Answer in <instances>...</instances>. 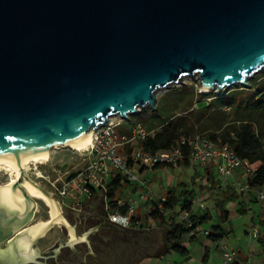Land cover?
<instances>
[{
  "label": "water",
  "instance_id": "obj_1",
  "mask_svg": "<svg viewBox=\"0 0 264 264\" xmlns=\"http://www.w3.org/2000/svg\"><path fill=\"white\" fill-rule=\"evenodd\" d=\"M264 69V0H0V159L20 173L22 208L0 204V264H24L37 199L21 160L86 141L112 115L156 108L155 92L197 74L204 90L249 85ZM110 229L134 231L108 221ZM31 246V245H30ZM3 249V248H1ZM7 254V257L5 256Z\"/></svg>",
  "mask_w": 264,
  "mask_h": 264
},
{
  "label": "trees",
  "instance_id": "obj_2",
  "mask_svg": "<svg viewBox=\"0 0 264 264\" xmlns=\"http://www.w3.org/2000/svg\"><path fill=\"white\" fill-rule=\"evenodd\" d=\"M210 96L211 99L207 100L204 105H195L190 110L193 104L191 96L183 95L179 100H183L184 109L183 112L178 114L173 113L161 117L155 114V109H152V115L141 120L143 122L137 121L141 122L149 131V135L143 142L144 147L152 152L175 148L182 146V139L201 133L220 145L231 147L241 158L248 159L254 172L247 176V183L252 188L263 186L264 84L257 86L256 79L251 78L248 86L240 84L224 92L213 93ZM201 97L204 98V94H201ZM204 99L206 100V98ZM226 107L229 108L226 109ZM132 119H134V116H131L128 121L130 122ZM132 147L133 143L127 144L126 150L128 153L131 152ZM183 149L186 154L188 146L183 145ZM127 160L129 163L133 162L130 157ZM178 165L190 164L186 158H183ZM207 169L209 176L206 180L213 188L216 180L212 176L211 167H207ZM181 184L183 186L179 187ZM178 185L170 186L164 192L162 196H165V200H162L161 196L158 199L148 198L146 204L150 205V210L144 213L138 211L135 217L141 220V227L155 222L163 229L165 232V250H163V253L174 251L187 256L189 250L184 243L193 241L197 238V234L190 233L191 228L187 226V220L180 219L179 214L187 211L192 222L195 221L196 224H201L208 221L210 211L195 212L196 189L188 182H181ZM126 186H131L133 191L137 190V186L125 175L113 173L108 184L109 198L113 199L123 195ZM240 195V191L228 187L221 190L218 197L214 199L218 219L217 223L211 225L207 235V238L211 241L218 242L231 233V229H227L223 225L230 217V210L227 209L226 204L237 199ZM237 211L244 213L245 208L239 205ZM262 224H264V220ZM257 238L264 248V232L258 235ZM161 253L156 255L159 256Z\"/></svg>",
  "mask_w": 264,
  "mask_h": 264
},
{
  "label": "built area",
  "instance_id": "obj_3",
  "mask_svg": "<svg viewBox=\"0 0 264 264\" xmlns=\"http://www.w3.org/2000/svg\"><path fill=\"white\" fill-rule=\"evenodd\" d=\"M124 118L129 120V117ZM118 126L119 124L110 119L94 129L91 144L83 150L88 152L89 160L79 169L66 171L63 177L58 178L57 183L50 181L57 195L54 196L61 207L82 211L96 201L101 204L102 211L110 222L121 227H137L139 220L135 216L138 204L145 200L147 195L145 190L148 186L147 179L143 174L146 168L163 164L178 165L180 160L186 158L191 166H207L214 162L223 179L233 175L237 169H243L248 175L254 172L248 159L241 158L231 147L220 145L204 134L199 133L182 139V146L152 152L143 145L149 131L141 122H135L124 130H119ZM129 143H133L130 153L126 150ZM183 145L188 146L186 154ZM128 157L132 159V163L128 162ZM113 173L125 175L138 186L139 200L124 195L109 198L108 184ZM233 185L242 191L250 189L247 182ZM258 196L264 198V192L260 191ZM161 199L165 200V196H161ZM179 218L187 220L191 234L198 232L205 236L209 234V229H202L200 224L189 219V212H181ZM252 235L257 237L258 229H253ZM220 249L222 252L220 264H230L237 259L236 249L223 243H220Z\"/></svg>",
  "mask_w": 264,
  "mask_h": 264
},
{
  "label": "rangeland",
  "instance_id": "obj_4",
  "mask_svg": "<svg viewBox=\"0 0 264 264\" xmlns=\"http://www.w3.org/2000/svg\"><path fill=\"white\" fill-rule=\"evenodd\" d=\"M251 78L256 79L257 86L264 84V69H260L256 71L254 74L250 76L248 81H250ZM181 81L182 82L171 84L166 88L156 90L155 114L164 117L167 116L168 114H173V113L178 114L183 112L184 109L182 102L183 100H179V99L183 97V95L185 94L191 96L193 104L190 107V110H192L195 107V105L202 106L205 104L207 100H210L211 94L223 92V89L220 92L215 91V89H211V90L202 89L201 80L197 74L183 76L181 78ZM238 85L240 84L237 83L233 84L229 86L227 89H230L231 87ZM201 94H204V98H206V100L203 97H201ZM178 102L181 104L180 106L178 105L179 104ZM152 113H153L152 107L151 105L148 104L140 108L138 112L130 113L127 117L130 118L131 116H134V119H132V121L130 122L126 120L127 118H124L118 114L110 116V119H112V121L119 124L118 126L119 130H124L127 129L131 124L137 121L144 120L148 116L152 115ZM49 153H50V157L47 161L37 163L36 165L31 164L30 169L26 170L25 172L27 176H29L32 180L36 181L41 186L48 189L52 194L54 193L53 195H55L56 193L54 192V187L52 183H50V181L57 183L58 178L63 177L66 174V171L69 170L74 171L76 169L83 167V165L89 160V155L87 151L75 150L71 147L63 146V145L58 146L56 148L55 147L50 148ZM193 171H194V167L192 166L185 167L182 165L180 167H174V168H169V167H160L157 169L147 168L144 175L146 176V179L148 180V183L150 184L153 191L150 192L149 195H146V198L158 199L160 195L162 193L164 194V192L170 186H177L179 183L185 181L192 184V187L194 188L195 187L201 188L202 185L197 186L198 185L197 178L194 179L193 183L190 180V176L192 175ZM40 174L45 177L41 176ZM11 175L12 174H10V172H7L6 169H0V186L10 182L12 177ZM182 186L183 185L181 184L179 187ZM202 192H204V190H202ZM123 195L132 196L133 198L139 200L140 190L133 191L131 186H126L124 188ZM198 203H199V199L197 198V200L194 203V206L198 207ZM199 205L201 206L200 203ZM259 205L260 204L257 203L258 207ZM46 208L47 207L45 202H43L42 200H38L39 210L36 212L34 219L28 224L29 229L31 227L33 228L34 225H37L43 220L48 221L49 216L46 214ZM206 208H207L206 210H208L210 206H206ZM149 210H150V205L149 204L146 205L142 201L139 207V211L141 213H144ZM73 223H74L73 220L72 222L67 223L68 224L67 230L64 229L63 233H60L59 227L54 226L52 228L53 229L52 232H50L49 234H55V235L59 234L60 236L67 238V240L71 243L72 246L80 247L83 244L81 240L86 239L87 237V233H86L87 230L86 229L84 231L79 230L81 238L74 240L71 237V232L72 230L74 231L75 229ZM138 228L141 230V233L144 236V238L141 237L137 242H135V246L124 249L123 255L124 256L126 255L125 264H136L138 261L137 259L139 257L141 259L142 257L154 255L156 253H161L163 252V250H165V232L155 222L149 223L144 227H138ZM47 238L48 237H46V240ZM43 239L45 240V238ZM48 243L49 241L44 243L43 245H46ZM199 247H200L199 242L193 243L191 252L194 257L197 255L198 253L197 250ZM19 248H23V246L21 245L19 246ZM0 250L2 252L4 250H7L8 251L7 253H10L9 257L13 256L12 255L13 249L10 246H6L3 249L0 248ZM96 250L97 249L95 248L94 251ZM147 260H148L147 258H143L142 261L138 264H145Z\"/></svg>",
  "mask_w": 264,
  "mask_h": 264
},
{
  "label": "crops",
  "instance_id": "obj_5",
  "mask_svg": "<svg viewBox=\"0 0 264 264\" xmlns=\"http://www.w3.org/2000/svg\"><path fill=\"white\" fill-rule=\"evenodd\" d=\"M180 166L181 165L169 166L164 164L160 167L174 168ZM182 166L191 167V165ZM192 167H194V171L190 176L191 182H193L194 179L197 178L198 185H196H202L201 188L195 187L197 191V198L199 199V203L201 204V206L198 203V207L194 206V211H210V218L208 219V221L200 224L202 229H210L212 224L217 223L218 217L216 208L214 207V199L218 197L221 190H225L228 187H233V189L241 192L240 197L235 200L229 201L226 204L227 209L230 210V217L228 221L223 223V225L225 228L231 229V233L228 236L224 237L222 240L214 242L207 238V236L203 235L202 232H198L197 238H195L193 241H186L184 243L189 250V254L187 256L180 255L179 253L174 251H170L167 253L162 252L159 256L156 255V253L154 255L142 257L141 259L139 257L136 264L140 263L143 258L148 259L145 264H220L222 261L220 243L226 244L236 249L237 259L230 264H241L242 262H249L251 264H264V248L258 241V236L253 237L252 235V231L255 228L258 229V235L263 234L264 232V224H262V221L264 220V198H260L258 196V193L260 191L264 192V185L257 188L250 187L248 191H242L238 186L233 185V183L238 184L247 182L246 179L248 174L243 169H237L235 170L233 175L229 176L227 179H223V176L216 170L217 167L214 162L208 164L207 166ZM207 167H211V172L213 174L212 176L216 180L215 187L213 188L209 185V181L207 182L206 180L209 176ZM157 168L153 167L151 169ZM146 169L143 170V174L145 173ZM147 185L148 186L145 188V190L147 195H149V193L152 192L153 189L148 183V180ZM138 190L139 188L137 186L136 191ZM202 190H204V192H202ZM162 194L160 196H162ZM147 199L148 198L143 200L144 204H146ZM141 203L142 202L138 204L137 212L139 211ZM257 203L260 204L259 207L257 206ZM239 205L245 208L244 213H239L237 211ZM206 206H210V208L206 210ZM140 224L141 220H139V225L137 227L132 228L141 227ZM47 237L48 238L45 241H50L57 236L55 234H49ZM194 242L200 243V247L197 250L198 253L195 257L191 252Z\"/></svg>",
  "mask_w": 264,
  "mask_h": 264
},
{
  "label": "flooded vegetation",
  "instance_id": "obj_6",
  "mask_svg": "<svg viewBox=\"0 0 264 264\" xmlns=\"http://www.w3.org/2000/svg\"><path fill=\"white\" fill-rule=\"evenodd\" d=\"M38 200L40 199H37L34 217L39 210ZM46 207V214L49 216L48 220L52 219L50 213L51 207L49 204H46ZM61 211V217L64 220H62L63 222H57L58 224L54 226L59 227L60 233H63L64 229L67 230V223L73 220L76 236L80 237L79 230H87L86 239L81 240L83 244L80 247H74L67 238L56 234L57 237L50 240L47 246L43 245L48 242L45 240L49 233L52 232L53 226L36 242L30 243L29 241L28 248H21L20 253L22 256H24L25 251L34 254L32 258L27 259L25 264H125L126 255H123L124 249L135 246V242L141 237L144 238L139 228H133L134 231L129 232L110 229L107 225L109 220L104 215L101 204L96 201L89 204L82 211L63 207H61ZM6 246L7 244L4 242L1 248H5ZM95 248L97 249L96 251H94ZM5 256L7 257V254ZM10 258L11 260L14 259L15 254Z\"/></svg>",
  "mask_w": 264,
  "mask_h": 264
},
{
  "label": "bare ground",
  "instance_id": "obj_7",
  "mask_svg": "<svg viewBox=\"0 0 264 264\" xmlns=\"http://www.w3.org/2000/svg\"><path fill=\"white\" fill-rule=\"evenodd\" d=\"M93 130L94 129H89L87 131V133H91V134H90L89 138L86 141H84L82 143H77V144L64 143L63 146H68V147H71V148H73L75 150H80V151L85 150L92 142ZM60 146H62V145H60ZM56 147H58V146H55V148ZM49 157H50V153H49V150H47V152L45 154H42V155H31V156H29L27 158L22 159L21 163L23 165L24 171L29 170L30 167H31V164H35L36 165L37 163L45 162V161H47L49 159ZM0 169H6L7 172H10V174H12L10 182L0 186V204L9 206V207H11L13 209L22 208L23 207V196L20 195L17 191L14 192L11 189L12 183L19 176V173H20L19 166L15 162L10 160V159L1 158L0 159ZM22 185L26 188V190L28 191V193L31 196H34V197L42 200L43 202H45V204H49L50 205V207H51L50 213H51V216H52V220L54 222H61L62 220H64L63 217L58 215V210L55 207V204L52 201V199H50L44 192H42V190H40L39 188H37L34 185H32L26 179H24L22 181ZM48 222L49 221H47V220L46 221L43 220L40 223H38L37 225H34V226L32 225L33 228L31 227L32 229L31 228L29 229V233L32 236H36L37 234H39L40 232L43 231V229L48 224ZM71 237L74 240L81 238V237L76 236V234L74 233L73 230L71 232ZM20 244L23 246V248H28L27 246L29 245V239L28 238L21 239V243ZM13 254H15V253H13ZM24 256H25L26 259H30V258H32L34 256V254L31 253V252L28 253V252L25 251L24 252Z\"/></svg>",
  "mask_w": 264,
  "mask_h": 264
}]
</instances>
